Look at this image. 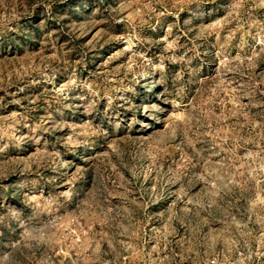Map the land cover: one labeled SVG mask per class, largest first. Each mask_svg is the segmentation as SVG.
<instances>
[{"label":"rangeland","instance_id":"1","mask_svg":"<svg viewBox=\"0 0 264 264\" xmlns=\"http://www.w3.org/2000/svg\"><path fill=\"white\" fill-rule=\"evenodd\" d=\"M0 264H264V0H0Z\"/></svg>","mask_w":264,"mask_h":264}]
</instances>
